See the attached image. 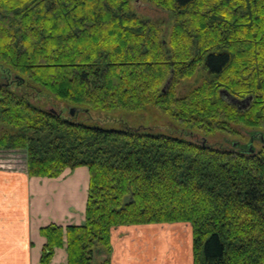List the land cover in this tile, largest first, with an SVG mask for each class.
Returning <instances> with one entry per match:
<instances>
[{
    "label": "trees",
    "instance_id": "1",
    "mask_svg": "<svg viewBox=\"0 0 264 264\" xmlns=\"http://www.w3.org/2000/svg\"><path fill=\"white\" fill-rule=\"evenodd\" d=\"M145 1L171 12V28L132 0H0V151H25L30 176L90 173L85 221L41 227V263L65 246L67 264H112L115 228L189 223L193 264H264L263 144L91 114L154 106L207 135L264 137V0Z\"/></svg>",
    "mask_w": 264,
    "mask_h": 264
},
{
    "label": "crops",
    "instance_id": "2",
    "mask_svg": "<svg viewBox=\"0 0 264 264\" xmlns=\"http://www.w3.org/2000/svg\"><path fill=\"white\" fill-rule=\"evenodd\" d=\"M89 179L84 166L58 177L0 169V264H43L41 227L82 224ZM112 242V264H193L189 223L121 226ZM67 258L65 246L57 248L50 264H67Z\"/></svg>",
    "mask_w": 264,
    "mask_h": 264
},
{
    "label": "rangeland",
    "instance_id": "3",
    "mask_svg": "<svg viewBox=\"0 0 264 264\" xmlns=\"http://www.w3.org/2000/svg\"><path fill=\"white\" fill-rule=\"evenodd\" d=\"M132 2L135 10L140 16H142L143 18H148L154 22H158V24L163 29H169L175 23L174 16L168 10L154 6V4L152 5L145 0H142V2L140 0H138L137 2L136 0H132ZM202 77H204V72L200 70L193 78H187L183 80L179 84V92L188 87H193L195 85V82L198 83L202 80ZM225 96H227L230 101L237 102V100H235L231 96ZM66 105L63 102L59 103L58 100H54L53 102L51 101L50 105L48 104V106L54 107L58 110L60 108H62L61 110H64ZM69 107L70 106L65 109L67 110L69 109ZM91 114L95 119L99 121L100 124L110 128L123 129L127 127H145L146 129H154L155 131L171 134H179V129L180 132L188 130L192 135L195 134L193 137L189 136L191 137V139L200 142L203 140V138H205V136H207V139L211 144L217 145L219 147L231 146V142L235 141L237 143L247 145L249 138L250 141L252 140L251 144L252 147L256 148L255 150H258L262 144L264 145V140L263 143H261L260 141L264 138L260 132H251L249 131L250 129L241 128L238 126V129L243 134L244 138L229 135L224 132H216L212 135H207L205 133L189 129L186 126L181 125L154 106H149L145 109L135 111H127L122 109L111 111L96 110L92 111ZM252 136H254L255 138H251ZM0 169L15 172H27L26 152L22 150L0 151ZM105 257L106 255L98 256L96 257V261L101 262Z\"/></svg>",
    "mask_w": 264,
    "mask_h": 264
},
{
    "label": "water",
    "instance_id": "4",
    "mask_svg": "<svg viewBox=\"0 0 264 264\" xmlns=\"http://www.w3.org/2000/svg\"><path fill=\"white\" fill-rule=\"evenodd\" d=\"M169 82H170V79L168 80V82H167L166 86L164 87V90H166V88H167V86H168ZM70 112H71V114H72V115H74V113H75V109H74V108H73V109H71V110H70ZM251 142H252V140L250 141V147H252V144H251Z\"/></svg>",
    "mask_w": 264,
    "mask_h": 264
}]
</instances>
